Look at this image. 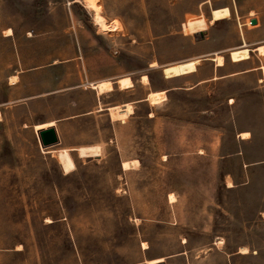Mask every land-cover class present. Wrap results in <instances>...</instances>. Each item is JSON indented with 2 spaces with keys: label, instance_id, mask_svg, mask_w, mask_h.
Returning a JSON list of instances; mask_svg holds the SVG:
<instances>
[{
  "label": "rangeland",
  "instance_id": "rangeland-1",
  "mask_svg": "<svg viewBox=\"0 0 264 264\" xmlns=\"http://www.w3.org/2000/svg\"><path fill=\"white\" fill-rule=\"evenodd\" d=\"M94 1L0 0V264H264V0Z\"/></svg>",
  "mask_w": 264,
  "mask_h": 264
},
{
  "label": "bare ground",
  "instance_id": "bare-ground-1",
  "mask_svg": "<svg viewBox=\"0 0 264 264\" xmlns=\"http://www.w3.org/2000/svg\"><path fill=\"white\" fill-rule=\"evenodd\" d=\"M89 9L93 13V25L100 31H104L106 28V20L102 16L99 7L97 6V3L94 0H88L87 3ZM230 16V11L228 8H223L219 10L212 11V19L211 23H215L216 21H221ZM13 33L11 30H7L5 36L10 37ZM243 38V37H242ZM254 51L258 55H264V45L259 46L254 49ZM231 59L233 61H245L250 58V50L246 47L238 48L237 50H234L230 53ZM215 61L216 67H222L224 65V59L221 56H216V58L213 59ZM199 60L185 62L182 64H178L175 66L166 67L163 69V74L166 78H173L178 76H183L186 74H190L196 71V66L198 64ZM262 70L263 76H264V66L260 68ZM16 77H11L10 82H15ZM142 80L145 83H148V78L146 76L142 77ZM141 80V81H142ZM142 81V82H143ZM117 83L119 87L121 88H130L133 86V82L129 77L120 78L117 80ZM91 87L97 91V93L101 94L104 92H111L113 90V85L111 81H102L98 82L96 84H91ZM165 98V91H154L150 92L146 99L151 104H157L160 101H162ZM102 110V109H100ZM106 110L109 112V115L112 120H125L129 114L132 112V106L130 103H125L121 105H116L113 107H108ZM53 122L43 123V124H37L34 126V129L38 132L43 129H47L49 127H53ZM249 136V133L243 132L240 134V137L242 139H245ZM58 138V137H57ZM54 146V145H53ZM51 147V146H50ZM139 163L138 161H130V162H122V167L124 169H130L132 166H137ZM169 199L172 200L173 196L169 195ZM144 245V244H143ZM145 246V245H144ZM145 248V247H144ZM143 248V249H144ZM246 251V250H245ZM163 258H157L149 262V264H162Z\"/></svg>",
  "mask_w": 264,
  "mask_h": 264
},
{
  "label": "water",
  "instance_id": "water-1",
  "mask_svg": "<svg viewBox=\"0 0 264 264\" xmlns=\"http://www.w3.org/2000/svg\"><path fill=\"white\" fill-rule=\"evenodd\" d=\"M250 22L252 25H255L257 23L255 19H252ZM36 135L42 148H48L58 143V138L54 127L40 130L36 132Z\"/></svg>",
  "mask_w": 264,
  "mask_h": 264
},
{
  "label": "built area",
  "instance_id": "built-area-1",
  "mask_svg": "<svg viewBox=\"0 0 264 264\" xmlns=\"http://www.w3.org/2000/svg\"><path fill=\"white\" fill-rule=\"evenodd\" d=\"M261 74H262V78L259 80V84H261L262 87L264 88V76H263L262 71H261Z\"/></svg>",
  "mask_w": 264,
  "mask_h": 264
},
{
  "label": "crops",
  "instance_id": "crops-1",
  "mask_svg": "<svg viewBox=\"0 0 264 264\" xmlns=\"http://www.w3.org/2000/svg\"><path fill=\"white\" fill-rule=\"evenodd\" d=\"M217 22H219V21H217ZM255 69V68H254ZM248 70H251V69H248ZM245 71H247V70H245ZM245 71H243V72H240V73H244ZM240 73H235V74H231V75H229V76H232V75H236V74H240ZM148 95V94H147ZM147 95H146V97H147ZM146 97H145V101L147 100L146 99ZM35 133H36V131H35ZM57 134V133H56ZM164 263V262H163Z\"/></svg>",
  "mask_w": 264,
  "mask_h": 264
},
{
  "label": "trees",
  "instance_id": "trees-1",
  "mask_svg": "<svg viewBox=\"0 0 264 264\" xmlns=\"http://www.w3.org/2000/svg\"><path fill=\"white\" fill-rule=\"evenodd\" d=\"M216 22H217V21H216ZM216 22H215V23H216Z\"/></svg>",
  "mask_w": 264,
  "mask_h": 264
}]
</instances>
